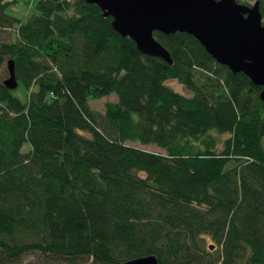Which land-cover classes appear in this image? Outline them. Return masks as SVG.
Returning a JSON list of instances; mask_svg holds the SVG:
<instances>
[{
	"label": "trees",
	"instance_id": "1",
	"mask_svg": "<svg viewBox=\"0 0 264 264\" xmlns=\"http://www.w3.org/2000/svg\"><path fill=\"white\" fill-rule=\"evenodd\" d=\"M14 1L0 0L17 80L0 77V264H264L261 86L185 31H153L168 62L94 2L36 0L22 20Z\"/></svg>",
	"mask_w": 264,
	"mask_h": 264
},
{
	"label": "water",
	"instance_id": "2",
	"mask_svg": "<svg viewBox=\"0 0 264 264\" xmlns=\"http://www.w3.org/2000/svg\"><path fill=\"white\" fill-rule=\"evenodd\" d=\"M96 3L103 16L110 15L113 28L131 37L143 53L171 62L168 50L153 31L175 30L192 34L219 63L242 71L260 85L264 101V21L258 1L239 0H85ZM3 83L17 85L14 62L6 59ZM212 247V244L209 245ZM122 264H158L152 253L125 260Z\"/></svg>",
	"mask_w": 264,
	"mask_h": 264
},
{
	"label": "rangeland",
	"instance_id": "3",
	"mask_svg": "<svg viewBox=\"0 0 264 264\" xmlns=\"http://www.w3.org/2000/svg\"><path fill=\"white\" fill-rule=\"evenodd\" d=\"M35 1L36 0H16L13 3L9 4L6 7V11L8 13H11L15 16L20 17L22 20H25L34 10H35ZM243 3H252L253 0H239ZM264 21V19H262ZM14 34V32H13ZM7 75V69H6V61L3 62V64L0 65V77H5ZM170 85H172L174 88L184 91L182 85L174 78H169L167 81ZM19 89V88H18ZM20 90V89H19ZM115 95L111 92L106 95H102L99 97H93L89 100V105L97 110L103 111L104 108V102L106 100H113L115 99ZM129 142V141H127ZM131 143V142H130ZM26 144V143H24ZM134 144H137L139 146L146 147L148 149H159V147L153 145V144H139L137 142H134Z\"/></svg>",
	"mask_w": 264,
	"mask_h": 264
}]
</instances>
